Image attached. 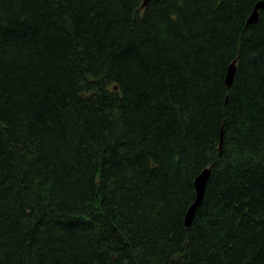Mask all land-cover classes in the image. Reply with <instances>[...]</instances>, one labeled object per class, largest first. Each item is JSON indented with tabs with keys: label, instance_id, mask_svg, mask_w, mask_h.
I'll use <instances>...</instances> for the list:
<instances>
[{
	"label": "trees",
	"instance_id": "1",
	"mask_svg": "<svg viewBox=\"0 0 264 264\" xmlns=\"http://www.w3.org/2000/svg\"><path fill=\"white\" fill-rule=\"evenodd\" d=\"M143 1L0 0V264H264L262 0Z\"/></svg>",
	"mask_w": 264,
	"mask_h": 264
},
{
	"label": "water",
	"instance_id": "2",
	"mask_svg": "<svg viewBox=\"0 0 264 264\" xmlns=\"http://www.w3.org/2000/svg\"><path fill=\"white\" fill-rule=\"evenodd\" d=\"M151 1H158V0H144L141 8L146 6ZM260 10L264 11V0L259 1L255 4L252 14L250 15L247 21L248 25L256 23V21L258 20V11ZM234 70L235 68L232 64L228 67V70L226 72L225 83L228 89L231 87L232 82H233ZM208 179H209V170L206 169V170H203L194 180V189H195L196 194H195L194 202L190 205V207L186 211V215L184 218V225L186 227L190 226L194 218L195 211L202 202Z\"/></svg>",
	"mask_w": 264,
	"mask_h": 264
}]
</instances>
